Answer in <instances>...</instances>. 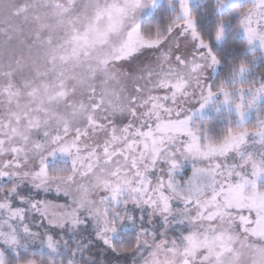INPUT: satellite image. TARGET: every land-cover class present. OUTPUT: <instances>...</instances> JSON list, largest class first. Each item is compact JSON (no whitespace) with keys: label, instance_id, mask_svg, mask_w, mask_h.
Returning a JSON list of instances; mask_svg holds the SVG:
<instances>
[{"label":"snow or ice","instance_id":"1","mask_svg":"<svg viewBox=\"0 0 264 264\" xmlns=\"http://www.w3.org/2000/svg\"><path fill=\"white\" fill-rule=\"evenodd\" d=\"M30 8L0 63V264H264V0Z\"/></svg>","mask_w":264,"mask_h":264},{"label":"rangeland","instance_id":"2","mask_svg":"<svg viewBox=\"0 0 264 264\" xmlns=\"http://www.w3.org/2000/svg\"><path fill=\"white\" fill-rule=\"evenodd\" d=\"M31 3L32 0H0V63H6L13 58L14 55H19L23 46L29 41V37L35 27L30 21L33 20L35 15L43 16L44 10L40 8H30L26 14L20 16L14 15L15 9L21 3ZM195 2V0H194ZM78 6H80L79 14L85 15V6L93 3V0H76ZM91 11L90 8L87 9ZM27 16V21L25 20ZM259 52L257 56L259 57ZM24 56L28 62L29 67L33 64L39 65L42 62L39 60V53L35 50L29 54L24 50ZM28 69H26L27 71ZM48 200L55 201L57 203H64L65 199L61 197L58 201L56 200V193L53 191L47 196ZM68 199H71L70 197ZM132 229L129 228V233H132ZM100 251L103 252L101 246ZM101 261L104 260V256L99 257Z\"/></svg>","mask_w":264,"mask_h":264},{"label":"trees","instance_id":"3","mask_svg":"<svg viewBox=\"0 0 264 264\" xmlns=\"http://www.w3.org/2000/svg\"><path fill=\"white\" fill-rule=\"evenodd\" d=\"M240 47H242V44L240 45ZM260 68H261V69H264V64L260 65ZM129 234H130V233H129ZM130 235H131V234H130ZM132 239H133V241H134L135 237L132 236ZM121 247H127V246H126V245H121Z\"/></svg>","mask_w":264,"mask_h":264}]
</instances>
